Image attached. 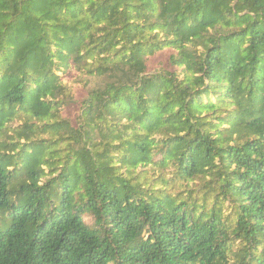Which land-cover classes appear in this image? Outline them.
Returning <instances> with one entry per match:
<instances>
[{"label":"trees","instance_id":"1","mask_svg":"<svg viewBox=\"0 0 264 264\" xmlns=\"http://www.w3.org/2000/svg\"><path fill=\"white\" fill-rule=\"evenodd\" d=\"M0 264H264V0H0Z\"/></svg>","mask_w":264,"mask_h":264},{"label":"rangeland","instance_id":"2","mask_svg":"<svg viewBox=\"0 0 264 264\" xmlns=\"http://www.w3.org/2000/svg\"><path fill=\"white\" fill-rule=\"evenodd\" d=\"M172 51H166L164 53H161L151 59V70H154L156 68H159L160 65H166L169 67V64L167 65V58H169ZM98 84L97 81H92L89 84V87L84 86L82 83H74V91L76 95V102L74 104H71L67 106L64 110V116L68 119H71L72 121H75L76 117L79 115V106L83 99L87 96V91L90 87H95ZM19 122L13 123V126L17 125ZM152 173V171L150 172ZM176 190H179L180 187H174ZM86 220L91 222V217H86Z\"/></svg>","mask_w":264,"mask_h":264}]
</instances>
